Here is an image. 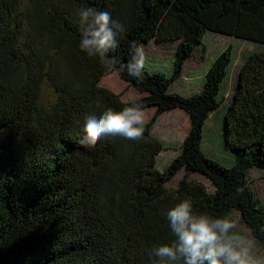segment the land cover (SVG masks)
I'll use <instances>...</instances> for the list:
<instances>
[{
    "label": "trees",
    "instance_id": "obj_1",
    "mask_svg": "<svg viewBox=\"0 0 264 264\" xmlns=\"http://www.w3.org/2000/svg\"><path fill=\"white\" fill-rule=\"evenodd\" d=\"M88 6L125 25L111 53L120 63L131 59L133 42H177L172 74L117 72L140 94L129 102L101 87L109 72L79 48L76 10ZM207 31L264 46V0H0V264H158L153 250L172 238L167 212L184 199L212 217L237 211L264 245V205L247 176L264 170V49L242 63L222 115L229 166L200 146L221 105L231 48L212 61L197 94L169 90ZM43 86L48 104L40 101ZM133 103L155 109L143 141L116 136L80 145L85 115ZM173 109L188 115L190 129L180 153L158 171L164 146L151 128ZM180 170L177 186L167 188Z\"/></svg>",
    "mask_w": 264,
    "mask_h": 264
},
{
    "label": "clouds",
    "instance_id": "obj_2",
    "mask_svg": "<svg viewBox=\"0 0 264 264\" xmlns=\"http://www.w3.org/2000/svg\"><path fill=\"white\" fill-rule=\"evenodd\" d=\"M80 25L79 48L89 58H98L109 73L124 72L142 79L147 63L143 45H130L131 59L120 63L111 53L118 47V36L127 31L107 11L96 7L76 10ZM119 64V67L117 65ZM146 113L140 104H129L120 110L106 109L101 115H85L80 145L91 148L106 137H124L143 141ZM242 192L243 189H238ZM172 238L157 246L153 252L165 261L182 264H264V256H253L243 245L242 238L232 234L236 223L226 217H212L193 209L191 200L184 199L167 212Z\"/></svg>",
    "mask_w": 264,
    "mask_h": 264
},
{
    "label": "rangeland",
    "instance_id": "obj_3",
    "mask_svg": "<svg viewBox=\"0 0 264 264\" xmlns=\"http://www.w3.org/2000/svg\"><path fill=\"white\" fill-rule=\"evenodd\" d=\"M142 45L147 55L145 70L160 72L166 77L170 76L177 42L151 40ZM228 46L231 48V63L219 90L221 105L206 121L202 130L200 146L201 153L205 157L223 166H229L232 162L230 151L225 147L222 139L221 121L223 112L231 99L237 73L242 63L250 54L262 51L264 46L252 41L207 31L201 45L192 51L190 57L184 63L179 77L169 87L171 92L183 97L197 94L202 87L208 67L215 57ZM99 85L117 94L123 102H129L140 97V94L126 83L116 71L105 74ZM40 101L44 104L52 101V94L46 86L42 87ZM144 110L146 122H148L153 117L155 109L151 107ZM189 129V117L182 110L173 109L163 112L157 117L151 128V134L163 144L164 149L156 157V170L162 171L180 153L182 142ZM183 174L184 171L180 170L165 186L175 188ZM247 176L254 196L260 204L264 205V170L251 168L248 170ZM188 179L201 183L209 193L213 192L211 183L202 175L188 172ZM228 218L236 223L232 234L242 238L243 245L249 249L253 256H264V245L251 236L249 228L243 223L239 213L234 210Z\"/></svg>",
    "mask_w": 264,
    "mask_h": 264
}]
</instances>
